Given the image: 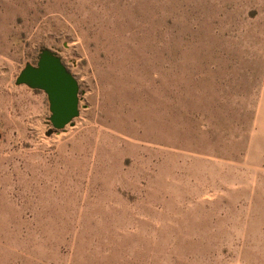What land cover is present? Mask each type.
I'll return each instance as SVG.
<instances>
[{
	"label": "rangeland",
	"instance_id": "374dc122",
	"mask_svg": "<svg viewBox=\"0 0 264 264\" xmlns=\"http://www.w3.org/2000/svg\"><path fill=\"white\" fill-rule=\"evenodd\" d=\"M0 264H264V0H0Z\"/></svg>",
	"mask_w": 264,
	"mask_h": 264
},
{
	"label": "water",
	"instance_id": "95a60500",
	"mask_svg": "<svg viewBox=\"0 0 264 264\" xmlns=\"http://www.w3.org/2000/svg\"><path fill=\"white\" fill-rule=\"evenodd\" d=\"M16 84L47 94L53 126L48 136L74 125V120L80 116L79 82L54 51L43 49L37 64L27 63Z\"/></svg>",
	"mask_w": 264,
	"mask_h": 264
}]
</instances>
